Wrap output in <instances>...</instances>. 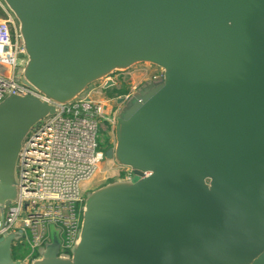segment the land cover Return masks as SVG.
I'll return each mask as SVG.
<instances>
[{"label": "water", "instance_id": "95a60500", "mask_svg": "<svg viewBox=\"0 0 264 264\" xmlns=\"http://www.w3.org/2000/svg\"><path fill=\"white\" fill-rule=\"evenodd\" d=\"M1 1L27 55L17 81L45 100L0 104V216L55 105L140 65L163 72L118 100L106 158L134 178L88 192L71 253L52 232L31 264H264V0ZM21 238L3 235L0 264H21Z\"/></svg>", "mask_w": 264, "mask_h": 264}, {"label": "built area", "instance_id": "2783aa9c", "mask_svg": "<svg viewBox=\"0 0 264 264\" xmlns=\"http://www.w3.org/2000/svg\"><path fill=\"white\" fill-rule=\"evenodd\" d=\"M5 13L0 19V104L10 96L45 100L17 81L27 55L16 19L6 8ZM156 69L150 81L162 77V70ZM118 74L108 80L114 84L125 81L126 73ZM106 83L94 85L68 105H55L56 115L43 121L24 143L18 162V200L0 216V239L6 233H19L22 238L17 243L28 247L27 255L17 261L21 264L40 258V251L51 242L52 227L58 232L61 254H70L76 245L90 189L87 185L100 172L106 157L99 134L104 124L115 126L120 108L118 97H104ZM132 93L125 95V100ZM118 168L120 180L134 178L130 169Z\"/></svg>", "mask_w": 264, "mask_h": 264}, {"label": "rangeland", "instance_id": "374dc122", "mask_svg": "<svg viewBox=\"0 0 264 264\" xmlns=\"http://www.w3.org/2000/svg\"><path fill=\"white\" fill-rule=\"evenodd\" d=\"M155 72H157V69L150 65L137 66L136 68L127 72L124 75V80L128 84H126V86L120 85L118 86L117 89L122 92L125 90H127V92L129 93L134 92L138 88L143 86L146 82H149L150 81L149 79L152 77V75L155 74ZM115 78L118 79L119 77L116 76ZM125 81L120 80L119 84ZM93 87L94 85L89 87L85 94H87ZM120 110L121 108H118L117 113H119ZM114 128L115 126L113 127L110 124L103 125V132L100 131L99 134V143L103 148H107L110 144L114 146L115 144ZM120 175H121L120 170L117 167V165L113 161L105 157L100 172L97 173L95 178L90 182V185H87L90 188L89 192L97 190L107 184L120 180ZM52 230L54 233H56L55 227H52Z\"/></svg>", "mask_w": 264, "mask_h": 264}, {"label": "trees", "instance_id": "16d2710c", "mask_svg": "<svg viewBox=\"0 0 264 264\" xmlns=\"http://www.w3.org/2000/svg\"><path fill=\"white\" fill-rule=\"evenodd\" d=\"M6 17V15L4 14V12L2 11V9L0 8V18H4ZM108 92V96L111 98L114 97H118V96H122V95H128L129 92H127V90L125 91H120L117 88H113L107 91ZM101 132H103V128L101 130ZM108 140V139H107ZM109 144V142H108ZM113 145L110 144L107 148H103L101 145L100 147L102 148V150L105 152L111 148ZM28 253V247L25 243H17L14 246V250H13V256H14V260L18 261V260H22Z\"/></svg>", "mask_w": 264, "mask_h": 264}, {"label": "flooded vegetation", "instance_id": "af4514ba", "mask_svg": "<svg viewBox=\"0 0 264 264\" xmlns=\"http://www.w3.org/2000/svg\"><path fill=\"white\" fill-rule=\"evenodd\" d=\"M118 75H119V74H118ZM146 83H147V82H146ZM126 84H128V83H127V82H121L120 84L117 83V84H115V86H113L112 88H109V89H107V90H106L105 87H104V91H108V90L113 89V88H118V86H120V85H122V86H126ZM103 95H104L105 98L109 97V96H108V92H106V93L103 92ZM124 96H125V95L118 96V98H117V100H116V105H117L118 107H120V108H121V105H118V100H119V99H125ZM119 97H121V98H119Z\"/></svg>", "mask_w": 264, "mask_h": 264}, {"label": "crops", "instance_id": "0c3cea01", "mask_svg": "<svg viewBox=\"0 0 264 264\" xmlns=\"http://www.w3.org/2000/svg\"><path fill=\"white\" fill-rule=\"evenodd\" d=\"M0 8L2 9V11L4 12V14L6 15V13H5V6L3 5V3H2V1L0 0ZM1 19V18H0ZM103 92H107V91H104V89H103Z\"/></svg>", "mask_w": 264, "mask_h": 264}]
</instances>
